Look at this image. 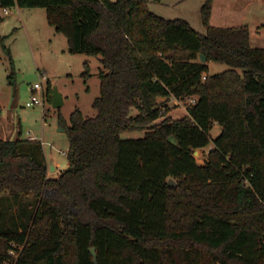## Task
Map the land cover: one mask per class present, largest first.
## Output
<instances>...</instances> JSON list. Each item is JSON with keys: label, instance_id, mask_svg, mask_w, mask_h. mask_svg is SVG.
<instances>
[{"label": "trees", "instance_id": "obj_1", "mask_svg": "<svg viewBox=\"0 0 264 264\" xmlns=\"http://www.w3.org/2000/svg\"><path fill=\"white\" fill-rule=\"evenodd\" d=\"M147 2L0 0L43 8L67 52L101 66L95 116L58 117L65 170L48 175L39 140H0V264H264V48L247 26L209 25L213 0L204 34ZM170 98L194 102L172 120Z\"/></svg>", "mask_w": 264, "mask_h": 264}, {"label": "rangeland", "instance_id": "obj_2", "mask_svg": "<svg viewBox=\"0 0 264 264\" xmlns=\"http://www.w3.org/2000/svg\"><path fill=\"white\" fill-rule=\"evenodd\" d=\"M204 1L148 0L146 7L165 20H184L195 32L204 34L205 27L201 19ZM232 1V6L240 11L246 0ZM224 2L213 0L209 25L225 28L238 22L237 12H231L229 16L223 7ZM253 2L245 13L250 32L249 43L252 48H264V29L258 31L254 28L255 23L264 21V6L259 3L253 5ZM6 10L7 14L0 8V140H13L17 137H34L39 140L47 163L52 159L57 165L54 172L48 169V175L53 177L68 167V140L65 129L58 131V117L62 118L64 127H69L70 114L75 110L80 111L85 118L95 116L91 104L99 96V57L69 54L67 39L48 25L43 8L13 7ZM5 49H8L9 55ZM229 69L226 65L208 63L209 75ZM86 70L90 73L88 79L82 77ZM35 84H40L42 88L43 106L26 107L30 89ZM53 87H56L63 99V105L57 109L52 108L47 101L52 99L49 93ZM158 101L168 109L166 116L172 120L184 117L187 107L191 105L187 99ZM219 133L220 128L214 126L211 137L215 138ZM121 136L138 139L142 133H124ZM209 150L206 147L194 154L197 164L203 163Z\"/></svg>", "mask_w": 264, "mask_h": 264}, {"label": "crops", "instance_id": "obj_3", "mask_svg": "<svg viewBox=\"0 0 264 264\" xmlns=\"http://www.w3.org/2000/svg\"><path fill=\"white\" fill-rule=\"evenodd\" d=\"M232 0H225L223 7L226 8L228 15H231V12L235 13L237 12V14L239 16L236 17V19H239L238 22H235V24H233V26L231 27H239V26H247L248 28V24H246V21L248 20V18L246 17L245 13L248 9V6H251V2H253V0H246L245 4L243 5V7L240 9V11H237L234 6H232ZM253 5H257V3H259V5L261 4V6H264V2H262V0H254ZM251 4V5H250ZM226 28V27H225ZM254 28L256 30H260V28L264 29V21H260L259 24L255 23L254 24ZM250 33V32H249ZM249 38H250V34H249ZM158 100H162V99H158ZM55 168H57V165L54 164Z\"/></svg>", "mask_w": 264, "mask_h": 264}, {"label": "water", "instance_id": "obj_4", "mask_svg": "<svg viewBox=\"0 0 264 264\" xmlns=\"http://www.w3.org/2000/svg\"><path fill=\"white\" fill-rule=\"evenodd\" d=\"M200 62L201 63H205L206 62V59L202 55L200 56ZM62 105H63V99H62L60 93L58 92V90L56 89V87H53V89H52L51 107L54 108V109H57V108L61 107ZM58 131H61V132L64 131V128H63V126H62L61 123H59ZM168 142L171 145H173V146H176L177 145V143L173 139V137H169L168 138ZM197 151L198 150H196L194 154H197ZM48 163H49V171L50 172H54L55 171V166H54L53 160L50 159ZM168 184L171 185V186H174L175 185L174 182H173V180H171V179L168 180ZM90 252H91L93 261L95 262L96 256H95L94 249L91 248L90 249Z\"/></svg>", "mask_w": 264, "mask_h": 264}, {"label": "built area", "instance_id": "obj_5", "mask_svg": "<svg viewBox=\"0 0 264 264\" xmlns=\"http://www.w3.org/2000/svg\"><path fill=\"white\" fill-rule=\"evenodd\" d=\"M4 13L7 14V10H3ZM191 104H193L194 100L191 98H187ZM34 105H41L43 106V91L40 86V84H35L33 87L30 89V95L28 98L27 103L25 104L26 107H32ZM28 140H36L34 137H28Z\"/></svg>", "mask_w": 264, "mask_h": 264}]
</instances>
